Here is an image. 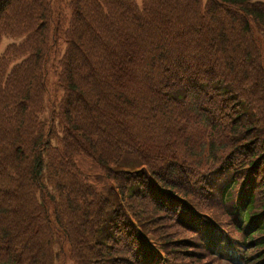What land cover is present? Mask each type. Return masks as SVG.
Instances as JSON below:
<instances>
[{
	"label": "trees",
	"instance_id": "16d2710c",
	"mask_svg": "<svg viewBox=\"0 0 264 264\" xmlns=\"http://www.w3.org/2000/svg\"><path fill=\"white\" fill-rule=\"evenodd\" d=\"M68 6L42 123L51 0H0V264H264V0Z\"/></svg>",
	"mask_w": 264,
	"mask_h": 264
},
{
	"label": "rangeland",
	"instance_id": "374dc122",
	"mask_svg": "<svg viewBox=\"0 0 264 264\" xmlns=\"http://www.w3.org/2000/svg\"><path fill=\"white\" fill-rule=\"evenodd\" d=\"M69 1L70 0H51L53 13H54L53 25H52L54 40L51 46L50 57L47 64V74L45 78L47 91L44 92V96H43L44 110L37 116L42 123L44 122L47 123L49 121L50 116H52V111L55 108V105L57 106L58 103H61V100L64 97V92L62 91L58 83V76L61 71L59 67V63L67 50L66 49L67 43L64 37V32L68 26V22L71 16V9L68 6ZM260 30L258 32L264 35V28ZM22 42H23V38L20 39V37L14 38L8 35H2V37L0 38V61L2 56L3 58L5 57V54L10 46L13 45L19 46L23 44ZM20 60H21L20 57L14 58V61L10 66H13L17 62L19 63ZM263 61H264V57H263ZM47 129L48 127L46 128V130ZM56 134L61 135L59 126H55V134L51 135V139H52L51 144L53 146L58 145ZM85 161L86 160L81 159L79 164L82 163L81 165H86V163H83ZM201 207L203 209H206L203 206ZM202 213L205 212L202 211ZM220 221L223 223L225 222L224 219H220ZM225 224L229 225L227 222ZM150 245L151 248L158 254V256H160V261H162V264H173L170 257L168 256L169 252L168 251L165 252L164 249L165 245L160 244L159 242H157V245L155 243H150ZM59 249H60V245L58 241L57 244L55 245V251H59ZM160 250H163V254L160 253ZM60 259L61 258L57 259L56 264H60L61 262ZM205 263L209 264L207 261Z\"/></svg>",
	"mask_w": 264,
	"mask_h": 264
}]
</instances>
